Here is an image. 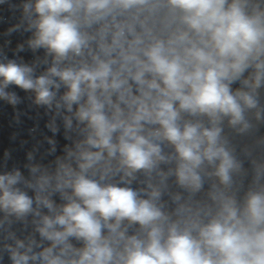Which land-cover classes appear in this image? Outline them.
<instances>
[{
	"label": "clouds",
	"instance_id": "1",
	"mask_svg": "<svg viewBox=\"0 0 264 264\" xmlns=\"http://www.w3.org/2000/svg\"><path fill=\"white\" fill-rule=\"evenodd\" d=\"M3 5L0 101L66 143L0 171V264H264V0Z\"/></svg>",
	"mask_w": 264,
	"mask_h": 264
}]
</instances>
